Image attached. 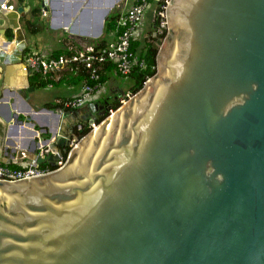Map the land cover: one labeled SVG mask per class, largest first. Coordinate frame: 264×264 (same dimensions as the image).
<instances>
[{"label":"water","instance_id":"95a60500","mask_svg":"<svg viewBox=\"0 0 264 264\" xmlns=\"http://www.w3.org/2000/svg\"><path fill=\"white\" fill-rule=\"evenodd\" d=\"M9 1L0 0V164L67 159L0 183V264H264V0H171L168 34L153 45L160 73L116 111L111 100L84 115L35 109L22 95L35 92L20 24L30 8ZM121 1L42 7L47 29L99 40Z\"/></svg>","mask_w":264,"mask_h":264},{"label":"built area","instance_id":"2783aa9c","mask_svg":"<svg viewBox=\"0 0 264 264\" xmlns=\"http://www.w3.org/2000/svg\"><path fill=\"white\" fill-rule=\"evenodd\" d=\"M131 8L120 15L118 25L120 32L114 35V39L105 46H89L85 50L76 51L71 55H62L58 58L51 54L32 50L30 54L23 58L26 69L30 71L31 76L38 75L41 77L54 76L59 79L63 75L83 76L81 90L73 97L64 100L63 106L67 111H77L83 108L88 101L96 94L103 91L102 70L108 63L116 67L117 73L127 78L132 74L135 67L143 68L144 60L132 51V43L137 39L138 29L143 21L144 14L151 3L155 4L153 11V20L159 35L167 36L168 19L167 7L171 0H133ZM43 18L49 16L48 11L42 7ZM164 37V38H165ZM49 89L53 88L52 84L48 85ZM135 95L127 93L120 100L124 105ZM111 113L113 111H110ZM92 130L95 125L90 127ZM82 128L79 126L78 130ZM76 147V143H70L68 151ZM47 150L40 148L38 157L48 158ZM66 160L64 155L53 164H39L36 160H23L14 166L0 164V183L1 182H18L31 180L51 174L64 167ZM45 165V166H44Z\"/></svg>","mask_w":264,"mask_h":264},{"label":"trees","instance_id":"16d2710c","mask_svg":"<svg viewBox=\"0 0 264 264\" xmlns=\"http://www.w3.org/2000/svg\"><path fill=\"white\" fill-rule=\"evenodd\" d=\"M16 1L18 7H23L25 9L27 7H30L29 13H27L20 20V24L26 35L36 37L49 30L47 29L48 24L46 23V18H43L42 15V3L44 0H36V1L34 0L36 2L35 5H31L29 0H16ZM120 15L121 13L119 12V10L114 9L105 22V28L102 37L99 40L84 39V41H87L86 45H81L76 42L69 43L68 42L69 36L68 34L65 33L61 41V45H62L61 48L55 50L51 55L55 58H58L62 55H71L74 54L76 51L85 50L87 46L88 47L105 46L108 43L109 37L114 36L115 34L119 33L121 30V28L118 25V20ZM153 25L155 26V23ZM7 36L9 39H11L12 33L9 31L7 33ZM160 36L161 38H164L165 34ZM31 51L32 49L27 47V49L24 51V57L30 54ZM132 51L135 55H138V57L141 60H144L145 62V66L143 68L135 67L132 71V74L129 77H127L130 78V80L133 83L131 94L136 95L139 91H141L144 88L146 82L151 78H153L157 73V51L153 48V43L150 42L148 39L143 40V42L134 41L132 43ZM113 71H116L115 65L112 63L106 64V66L102 70L103 84L109 79V73H112ZM82 80H83V76H74L70 74L63 75L57 80L55 79L54 76H48L44 78L38 75H33L30 77V86L37 91L48 88L49 84H52L53 87H60L62 85L78 86L81 84ZM121 106H122L121 102L117 101L113 105L112 111H116ZM42 108L48 110H56L58 108H62L66 111L62 102L46 103L42 105ZM109 115L110 113L108 112L100 121H97L96 124L97 125L100 124L101 121L104 120ZM91 130L92 129L89 126H85L81 134L85 136L89 134ZM48 137L49 135H46V138ZM64 159L65 160L67 159L66 153H64Z\"/></svg>","mask_w":264,"mask_h":264},{"label":"crops","instance_id":"0c3cea01","mask_svg":"<svg viewBox=\"0 0 264 264\" xmlns=\"http://www.w3.org/2000/svg\"><path fill=\"white\" fill-rule=\"evenodd\" d=\"M11 1L13 2L14 5H18L16 0H10V2ZM128 2H129V5L126 6L128 4ZM133 2H134L133 0H130V1L129 0H122L120 2V7H118L119 12L121 14L127 12L131 8V6L133 5ZM151 4H152L151 7L148 8L149 9V13H150V18L148 20L149 21V25L145 24V26H142V23H143V21H142V23H141V25H140V27L138 29V33H140V35H142L141 37L143 38L141 40L142 42H143V40H146L148 38V34L151 32V30L154 27V25H153L154 24L153 11L155 9V4L154 3H151ZM148 9L145 12L146 14H148ZM70 35H72V34H70ZM114 38H115L114 36L109 37L108 42L113 41ZM84 39H92V38L72 35V36H69L68 42L69 43L76 42V43H79L81 45H86L87 41H84ZM136 41H139V37H137ZM36 45H37V43L32 44V46L29 45V48H31L32 50L34 49L36 51L41 52V50H38V48H36ZM54 47H51L50 49L47 48L43 52L46 53V54H52L55 50L58 49L59 46H57V48H54ZM120 78H123V77L119 76L116 71H113L112 73H109V79L104 83L103 91H101L98 95L96 94L94 97H92V99L90 101H88V103L83 108L78 110V111H82L81 115H84V114H86L88 112V107H89L90 104H94V103L102 104L103 102H106V101L110 102L111 100H113L114 101L113 105H114L117 101H120L121 99L124 98L123 97V93L126 92L125 93V95H126L127 93L131 92V89L133 87V83H132L130 88L122 89L123 88L122 85L119 82H117V80H116V79H120ZM110 82L113 83V85H109ZM54 88H56V87H53L52 89H49V88H46V89L47 90H54ZM58 88L60 89V92L55 96L56 98H55L54 102H51V103L63 102L64 100L69 99V98L73 97L74 95L78 94L80 92V90H81V84L78 85V86L62 85V86H60ZM32 93L35 94L36 90H35V92H32ZM32 93H28L27 92L26 95H24V97L28 99L30 105L33 108L36 109L37 107H42V105L46 104V103H42L41 104V102H39V103L36 102L34 100L35 98H34ZM48 115H47V117L44 118V125L53 124L54 121H55V119L51 115H49V116ZM64 122H65V124L72 125L71 127H74V128L76 126H78V123H77L78 121H77V119H74V118L66 119ZM36 129L39 130L40 127L38 125H36ZM63 132L67 136H69V134H70L68 128H66V127L63 128ZM31 141H32V137L30 135L29 136L26 135L25 143L30 144Z\"/></svg>","mask_w":264,"mask_h":264},{"label":"rangeland","instance_id":"374dc122","mask_svg":"<svg viewBox=\"0 0 264 264\" xmlns=\"http://www.w3.org/2000/svg\"><path fill=\"white\" fill-rule=\"evenodd\" d=\"M30 1V4L31 5H35V1L34 0H29ZM130 1V0H129ZM9 5H14L13 2L9 1L8 3V6ZM129 5V2L126 6ZM152 4H150L148 7L150 8ZM15 6V9L18 8V5H14ZM115 9H118V7H116ZM30 9L28 10L27 13H29ZM48 14L50 15L51 13L48 12ZM149 18H150V13H149V9H148V14H144V17H143V23H142V26H145V24H148L149 25ZM148 22V23H147ZM66 32L64 30H52V29H49L47 32L43 33V34H40L36 37H32V36H29V35H26L25 34V42L27 44V47H29V45L32 46V44L34 43H37L36 45V48H38V50H41V52L45 51V49L47 48H51V47H54V48H61V41L63 39V35L65 34ZM138 33V32H137ZM67 34L69 36H72L70 35V33L67 32ZM168 34V33H167ZM170 34V33H169ZM144 35V34H143ZM142 35H140V33L137 34V37H139V41L141 42V40L143 39L141 37ZM157 73H160V67L157 68ZM117 82H119L121 85H122V89H127V88H130L131 85H132V81L130 80V78H120V79H116ZM109 85H113V83L110 82ZM60 92V89L58 87L54 88V90H47V89H42V90H38L36 91V93H32L33 96H34V100L36 102H41L42 103H51V102H54L55 100V96ZM124 92V91H123ZM126 93V92H125ZM125 93H123V97L125 96ZM131 93V92H129ZM34 101V102H35ZM22 117V120H25L26 117L25 116H21ZM14 166V165H12Z\"/></svg>","mask_w":264,"mask_h":264},{"label":"flooded vegetation","instance_id":"af4514ba","mask_svg":"<svg viewBox=\"0 0 264 264\" xmlns=\"http://www.w3.org/2000/svg\"><path fill=\"white\" fill-rule=\"evenodd\" d=\"M154 33H156L157 34V37H153V34ZM150 42H152L153 43V45L154 44H158L159 42H161V43H164V41H165V39H166V37L165 38H161V36L158 34V32H157V30H156V27L154 26L153 27V29L151 30V32L148 34V38H147ZM26 91H24L23 92V96L24 95H26ZM21 119V118H20Z\"/></svg>","mask_w":264,"mask_h":264},{"label":"bare ground","instance_id":"6f19581e","mask_svg":"<svg viewBox=\"0 0 264 264\" xmlns=\"http://www.w3.org/2000/svg\"><path fill=\"white\" fill-rule=\"evenodd\" d=\"M111 117H113V116H111Z\"/></svg>","mask_w":264,"mask_h":264}]
</instances>
